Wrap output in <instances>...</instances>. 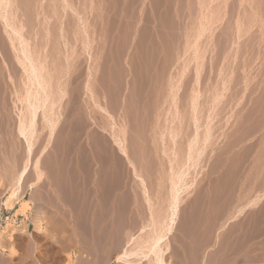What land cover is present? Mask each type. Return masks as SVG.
I'll use <instances>...</instances> for the list:
<instances>
[{"label": "rangeland", "instance_id": "rangeland-1", "mask_svg": "<svg viewBox=\"0 0 264 264\" xmlns=\"http://www.w3.org/2000/svg\"><path fill=\"white\" fill-rule=\"evenodd\" d=\"M20 39L48 95L30 150L18 128L35 85ZM194 137L204 150L189 159ZM181 170L190 187L170 264H264V0H0V231L15 226L17 250L7 264H70L72 252L73 264H125L114 258L128 238L142 242L151 216L167 220ZM10 188L30 200L26 215L2 206Z\"/></svg>", "mask_w": 264, "mask_h": 264}, {"label": "bare ground", "instance_id": "bare-ground-1", "mask_svg": "<svg viewBox=\"0 0 264 264\" xmlns=\"http://www.w3.org/2000/svg\"><path fill=\"white\" fill-rule=\"evenodd\" d=\"M11 30L15 31V30H13V28H11ZM19 42H20V47H21L20 51L23 54V60L20 62L24 66V69L27 72L29 80L31 81V83H33V85H35V91L34 92L30 90L31 88L27 89L26 101L28 102L29 118H28L26 123H24L23 120H20V124H19V128H18L20 134L23 135L26 142L28 143V150H30L31 136H32V132H33V124L35 123V117H36L38 109L41 108L43 106V104L45 103V101L47 100L48 95L45 92L46 91V86H45L46 83H44L45 79H43V75L41 74L42 73L41 72V70H42L41 64L42 63L41 62L37 63V61L31 56V54H30L31 52L28 50V47H27L28 43H26L23 39H20ZM47 121L50 123H56V121H52L49 118ZM209 131L210 130L208 129L206 134L203 133V134H205V138H204L205 141L211 136V134L209 136ZM195 138L196 137L193 138V140L191 141V143L189 145V148H187V149H189V151L187 152L188 153L187 157L189 159H192V157H194L193 154H195V153L197 154V156L201 155L203 153V150H204L203 147H201V146H199V147L197 146V148L195 147V144H197V142L195 141L196 140ZM116 141H117L122 153L126 154V150H125L124 146L121 144L120 140L116 139ZM205 141H203V142H205ZM212 141H215V140H212ZM213 144H214V142H213ZM214 149H215V147H214ZM196 163H197V161H196ZM27 171H28V165H27V163H25V165L23 166L21 171H19L17 176L15 177V185L20 183L24 179ZM188 173H187V170H184V171L181 170L180 172H178L176 174L177 176L174 175L176 177L172 182L173 186L170 187V188H172V195L170 194L171 195V199H170V203H169L170 204V206H169L170 213H169L167 220L165 222H163L162 220L157 221V220H155V218L153 216H151L152 217V225H153L152 229L153 230L150 232V234L145 236L143 238L142 242H138L137 245H135V243H136L135 237H129L127 240V246L124 247L121 250V252L115 256L114 261L119 262V263L124 262L125 264H170V261L167 260V258L169 257V256L167 257V255L170 253L168 251V249L170 247L168 245L169 242L167 243V240H170V239H168L170 236L169 234L173 231V229L175 228V226L178 223L177 220H178V213H179L178 212L179 211V204H180L181 198L183 197V193L185 192V190H187L190 187L189 185L183 186V184H181V182L184 180V177ZM41 178H42V173L39 172L37 174V179L40 180ZM16 203H18V211L21 212V214L26 215L27 209L31 206L30 200L26 199V198H20L17 200L16 189L10 188V193L7 196V198L3 201L2 206L4 205L5 208L10 209L12 207H15ZM43 225H44L43 222H40L37 220V222L35 224V228L38 231L39 230L42 231L43 229H45V226H43ZM14 229H15V226H12L9 228L8 232L3 233V231H0V264H7L6 261L8 260V258H6V257L15 256L17 253V250H16L14 244L12 243ZM16 230H18V229H16ZM19 230L24 232V233L27 232V224H24L22 227L19 228ZM142 230H143V228H142ZM194 230H196V229H194ZM67 256H68L67 260H69V263L73 264L74 261L76 262L75 258L79 255H77L76 252H72V253H69V255H67ZM90 257H91V253L89 251L86 252V255H83V258L88 260V261L91 259ZM180 261L181 260H179V258H178L176 260V264H181ZM171 264H174V263H171Z\"/></svg>", "mask_w": 264, "mask_h": 264}, {"label": "crops", "instance_id": "crops-1", "mask_svg": "<svg viewBox=\"0 0 264 264\" xmlns=\"http://www.w3.org/2000/svg\"><path fill=\"white\" fill-rule=\"evenodd\" d=\"M264 229V228H263ZM260 241L262 240L263 242L258 245V248L261 250H264V230H263V236L262 238L259 239Z\"/></svg>", "mask_w": 264, "mask_h": 264}]
</instances>
